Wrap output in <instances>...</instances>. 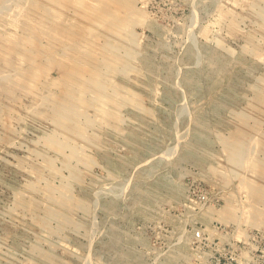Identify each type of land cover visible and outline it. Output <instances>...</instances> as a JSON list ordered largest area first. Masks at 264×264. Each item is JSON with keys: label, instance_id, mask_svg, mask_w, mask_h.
<instances>
[{"label": "rangeland", "instance_id": "374dc122", "mask_svg": "<svg viewBox=\"0 0 264 264\" xmlns=\"http://www.w3.org/2000/svg\"><path fill=\"white\" fill-rule=\"evenodd\" d=\"M0 264H264V0H0Z\"/></svg>", "mask_w": 264, "mask_h": 264}]
</instances>
